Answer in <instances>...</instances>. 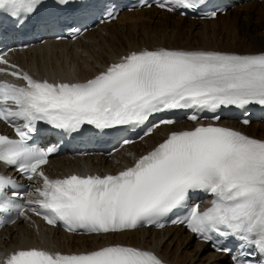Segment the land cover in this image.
Masks as SVG:
<instances>
[{"label":"snow or ice","instance_id":"obj_1","mask_svg":"<svg viewBox=\"0 0 264 264\" xmlns=\"http://www.w3.org/2000/svg\"><path fill=\"white\" fill-rule=\"evenodd\" d=\"M46 0H0V15L23 27ZM85 0H55L61 11ZM168 12H199L209 0H153L145 6ZM218 9L205 13L215 18ZM109 19L116 17L109 12ZM0 73L25 81L23 86L0 82V121L13 126L17 138L0 135V164L15 168L29 180H42L38 199L28 200L46 223H62L70 232L108 234L159 221L187 205L191 194L210 193V206L187 209L182 223L232 264H257L264 258V140L218 123H200V114L240 109L247 125L248 107H264V53L234 54L160 48L132 51L85 82L50 83L34 79L0 54ZM190 109L196 126L171 131L163 142L116 174H71L50 179L43 171L56 148L41 149L32 140L38 122L66 134H79L85 125L98 130L144 125L150 117ZM22 126H16V121ZM171 118L152 124L144 135ZM125 144L131 143L129 140ZM15 182L0 174V213L17 211ZM11 191V197L8 192ZM157 226H163L157 224ZM230 242H234L235 254ZM3 264H162L149 250L113 244L96 250L63 254L43 248L13 251ZM264 264V259L259 260Z\"/></svg>","mask_w":264,"mask_h":264},{"label":"bare ground","instance_id":"obj_2","mask_svg":"<svg viewBox=\"0 0 264 264\" xmlns=\"http://www.w3.org/2000/svg\"><path fill=\"white\" fill-rule=\"evenodd\" d=\"M173 14L154 7L131 12L124 11L119 13L114 21L104 23L98 26L96 30L87 31L74 41H49L16 51L10 54L8 58L33 76L71 82L83 81L93 77L98 72L103 71L110 62L119 60L131 51L143 49L165 47L217 50L225 53L235 52L240 55L264 52V35L258 32L257 25L250 23L252 16H256L260 21L259 23L264 22V0L238 4L233 9L226 10L224 14H218L214 19L209 20L186 22L185 18ZM241 18L248 20L240 24ZM216 21L219 22V29ZM116 22L120 23V31L111 34V40L107 41L103 38L101 30L106 25ZM156 24L163 26L164 29L159 32L156 29H151ZM169 26L170 29L167 30ZM238 29H240L241 34L242 31H245L248 44L238 45L240 39L245 38L244 35L235 36ZM181 31H184V38ZM223 32L226 34L223 35ZM194 35L196 38L192 41L196 45L190 43V37ZM120 39H124V44L112 47V41ZM197 39H199L198 43L196 42ZM103 45L106 49L98 53L96 49L103 48ZM234 123L235 121L229 120L220 121V124L223 125H234ZM182 126L190 128L192 124L162 125L151 135L139 142L125 146L110 156L74 157L62 155L52 157L44 167L45 174L49 178H56L73 172L115 173L131 164L135 156H139L152 148L168 131L177 130ZM247 126L240 127L242 130L245 128L244 131L247 132ZM247 133L253 137L264 139V125L251 126ZM41 182V179L30 180V184L34 186L37 184L41 186ZM182 233H184L183 236ZM184 240L191 241L192 237L179 226H168L160 230L140 228L108 234L72 235L58 228L44 227L37 221L23 218L0 231V264H3L4 259L17 248L38 246L50 252L70 254L87 252L105 244L114 243L133 245L152 251L162 261L169 264H193L191 263L193 258L186 262L184 256L179 255L176 251H170L169 244L171 242L180 245ZM194 248L197 252L207 250L206 258L209 264H226L225 256L210 252L204 243L196 241ZM172 256L174 260L170 259Z\"/></svg>","mask_w":264,"mask_h":264},{"label":"rangeland","instance_id":"obj_3","mask_svg":"<svg viewBox=\"0 0 264 264\" xmlns=\"http://www.w3.org/2000/svg\"><path fill=\"white\" fill-rule=\"evenodd\" d=\"M173 15L175 16V14H173ZM258 18H260V17H258ZM185 19H186V22H188V21H196V20H191V19H188V18H185ZM246 20H248V19L247 18H245V19L244 18H241V20H240L239 23L242 24ZM186 22H184V23L186 24ZM259 22L260 21L256 18V16H252L250 18L251 25H257L258 32H260L262 35H264V25H263L264 22H262V21H261V23H259ZM186 26H187V24H186ZM217 26H218L217 28L219 29L220 28L219 22H217ZM167 28H168L167 30H169L170 29V26L167 27ZM151 29H156L157 32H159V31L163 30L164 27L161 26V25L156 24V25L152 26ZM239 30L240 29H238L236 31L235 36L244 35L245 38H241L240 39V43L238 45L241 46L243 44H248V41H247L248 37H246L247 35H245V33H244L245 31H242V34H241ZM119 31H120V23H117L116 22V23H112V24L110 23V24L106 25V27H104L101 30V33L104 36L103 38H105L108 41L109 39L111 40V36H110L111 34H116ZM181 32H182V36L184 38V31H181ZM225 34H226V32H223V35H225ZM223 35H222V38L224 39V36ZM138 38H139V36H138ZM194 38H196L195 35L190 37V43H192L193 45L194 44L196 45V43L192 41V39H194ZM238 39H236V41H239ZM198 41H199V39L196 40L197 43H198ZM120 44H124V39L123 40L120 39V40H114V41H112V47H118ZM103 46L104 47L101 48V49L97 48L96 51H98V53H101V50L104 51L106 49V47H105V45H103ZM256 124L258 125V123H256V122H252L251 124H249L247 126V128H246L247 129V132H249V127H251V126H257ZM244 130H245V128H244ZM183 235H184V233H182V236ZM195 244H196V241H194L193 239L191 241L184 240L183 243L180 244V245H177L175 242H171L169 244V248H170V251H176L177 253H179V255L184 256L186 262H188L189 260H191L193 258L192 261H191V263H193V264H209V261L206 258L207 250H205L203 252H197L195 250V248H194L195 247ZM170 259L171 260H174L173 256ZM225 263L228 264L226 259H225Z\"/></svg>","mask_w":264,"mask_h":264}]
</instances>
